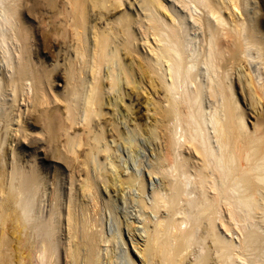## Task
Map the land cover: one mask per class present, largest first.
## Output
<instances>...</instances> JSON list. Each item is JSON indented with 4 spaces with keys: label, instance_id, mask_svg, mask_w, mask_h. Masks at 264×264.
Wrapping results in <instances>:
<instances>
[{
    "label": "bare ground",
    "instance_id": "obj_1",
    "mask_svg": "<svg viewBox=\"0 0 264 264\" xmlns=\"http://www.w3.org/2000/svg\"><path fill=\"white\" fill-rule=\"evenodd\" d=\"M0 264H264V0H0Z\"/></svg>",
    "mask_w": 264,
    "mask_h": 264
},
{
    "label": "rangeland",
    "instance_id": "obj_2",
    "mask_svg": "<svg viewBox=\"0 0 264 264\" xmlns=\"http://www.w3.org/2000/svg\"><path fill=\"white\" fill-rule=\"evenodd\" d=\"M137 108L135 109L137 111V113L139 115H143L144 116L145 115V112H146L145 108H143V107H140L139 109H137Z\"/></svg>",
    "mask_w": 264,
    "mask_h": 264
}]
</instances>
